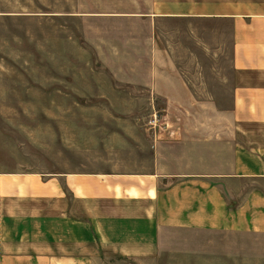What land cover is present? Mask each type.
I'll return each mask as SVG.
<instances>
[{"label": "crops", "instance_id": "0c3cea01", "mask_svg": "<svg viewBox=\"0 0 264 264\" xmlns=\"http://www.w3.org/2000/svg\"><path fill=\"white\" fill-rule=\"evenodd\" d=\"M95 14L143 28L148 61L132 84L164 103L161 117L106 143L116 149L87 170L0 159V264H112L108 253L150 264L168 252L264 264V0H132Z\"/></svg>", "mask_w": 264, "mask_h": 264}, {"label": "rangeland", "instance_id": "374dc122", "mask_svg": "<svg viewBox=\"0 0 264 264\" xmlns=\"http://www.w3.org/2000/svg\"><path fill=\"white\" fill-rule=\"evenodd\" d=\"M131 3L0 0V159L6 169L87 170V159L116 149L108 145L116 136L130 137L134 126L159 120L164 103L142 100L146 92L132 84L148 61L143 28L132 18L95 14ZM219 97L215 106L229 108L227 91ZM108 256L112 264H148ZM159 256L150 264H189L179 252Z\"/></svg>", "mask_w": 264, "mask_h": 264}]
</instances>
